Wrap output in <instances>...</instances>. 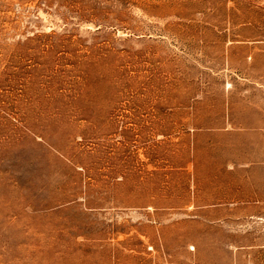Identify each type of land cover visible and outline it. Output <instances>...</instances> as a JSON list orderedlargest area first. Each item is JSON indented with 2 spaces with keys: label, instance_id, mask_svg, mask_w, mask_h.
<instances>
[{
  "label": "rangeland",
  "instance_id": "374dc122",
  "mask_svg": "<svg viewBox=\"0 0 264 264\" xmlns=\"http://www.w3.org/2000/svg\"><path fill=\"white\" fill-rule=\"evenodd\" d=\"M0 264H264V0H0Z\"/></svg>",
  "mask_w": 264,
  "mask_h": 264
}]
</instances>
